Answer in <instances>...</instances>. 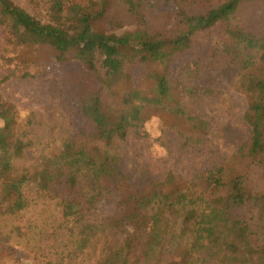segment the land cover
Wrapping results in <instances>:
<instances>
[{
  "label": "trees",
  "instance_id": "trees-1",
  "mask_svg": "<svg viewBox=\"0 0 264 264\" xmlns=\"http://www.w3.org/2000/svg\"><path fill=\"white\" fill-rule=\"evenodd\" d=\"M159 1L39 0V18L0 0L7 54L23 78L44 52L82 65L90 83L76 93L81 126L52 144L33 136L31 122L20 125L0 95L1 238L36 242L32 226L1 228L31 214L51 237L55 264H264V190L232 168L260 167L264 177V0H171L172 32L150 21L147 7ZM224 64L238 70L235 89L247 101V151L197 182L169 174L135 185L122 172L121 144L158 113L184 146L199 144L207 123L186 113L182 97L212 95ZM190 249L194 258L175 262Z\"/></svg>",
  "mask_w": 264,
  "mask_h": 264
},
{
  "label": "rangeland",
  "instance_id": "rangeland-1",
  "mask_svg": "<svg viewBox=\"0 0 264 264\" xmlns=\"http://www.w3.org/2000/svg\"><path fill=\"white\" fill-rule=\"evenodd\" d=\"M13 1L29 14L43 17L44 8L39 0ZM197 6V11L205 10L202 4ZM147 8L155 27L167 32L175 30V6L171 0H161ZM5 35V28L0 25V95L4 101L16 106L20 125L31 122L30 130L34 137L51 141V144L59 143L69 134H74L82 124L75 100L77 91L90 84L86 70L80 64L61 65L42 52V56L34 60L36 63L28 70L31 76L23 78V66L14 54H7ZM199 39L207 38L202 35ZM14 73L17 76H13ZM237 76L235 67L224 64L214 76L212 95L202 98L182 97L186 113L207 123L206 134L201 137L199 144L184 146L176 130L166 127L170 124L166 122L167 118L160 113L152 114L143 129L132 132L117 150L122 172L129 175L138 187L161 182L169 174L192 183L200 180L215 166L235 162L233 157L242 149L247 151L252 138L251 128L244 119L248 107L246 98L235 89ZM28 156L31 161L35 160L36 151L29 152ZM233 164L234 174H246L254 187L264 190L260 167L243 168L246 166L243 163ZM103 214L104 210L100 209L98 218L101 219ZM35 217L28 214L20 221L8 222L1 227L15 224L25 232L26 228L32 226L30 240L36 242L26 246L24 243L28 240L0 237V264H48V261L55 264L59 261L58 255L51 250L50 235L40 234L41 224ZM262 220L261 227L264 228V218ZM195 256V250H186L175 262L185 263ZM203 264L216 263L206 257Z\"/></svg>",
  "mask_w": 264,
  "mask_h": 264
}]
</instances>
